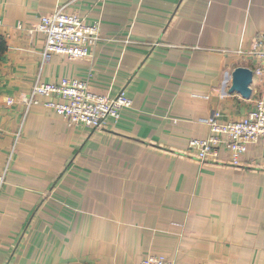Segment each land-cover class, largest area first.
<instances>
[{
  "label": "crops",
  "instance_id": "crops-1",
  "mask_svg": "<svg viewBox=\"0 0 264 264\" xmlns=\"http://www.w3.org/2000/svg\"><path fill=\"white\" fill-rule=\"evenodd\" d=\"M59 9L99 24L87 59L43 60L33 29ZM0 19V264H264V143L238 166L188 150L214 113L240 121L264 98V0H0ZM237 67L249 99L230 92ZM64 78L132 105L89 130L21 102Z\"/></svg>",
  "mask_w": 264,
  "mask_h": 264
},
{
  "label": "built area",
  "instance_id": "built-area-1",
  "mask_svg": "<svg viewBox=\"0 0 264 264\" xmlns=\"http://www.w3.org/2000/svg\"><path fill=\"white\" fill-rule=\"evenodd\" d=\"M3 24L0 19V30ZM20 28V27H18ZM44 37L43 60L52 54L65 56L68 60L87 59L91 49L99 41V24L86 25L77 15L67 14L59 9L42 17L34 26ZM255 55L260 66L254 74L264 84V36L255 41ZM37 99L48 100L43 106L51 108L69 127L82 126L89 130L101 129L108 119L117 121L123 109H128L132 101L119 92L109 98L92 93L88 82L64 78L56 83H37L30 95L22 98L27 105L38 104ZM15 100L6 98L4 104L11 106ZM219 114L214 113L205 120L209 134L205 139H190L188 150L195 153L200 162H217L219 147L230 153L232 165H239V158L251 144L264 143V98L257 100L246 117L235 122H218ZM4 174L0 173V189L4 184ZM141 264H175L163 256L149 255Z\"/></svg>",
  "mask_w": 264,
  "mask_h": 264
},
{
  "label": "water",
  "instance_id": "water-1",
  "mask_svg": "<svg viewBox=\"0 0 264 264\" xmlns=\"http://www.w3.org/2000/svg\"><path fill=\"white\" fill-rule=\"evenodd\" d=\"M253 83V72L244 67H237L231 75L230 92L239 94L244 99L251 96L250 86Z\"/></svg>",
  "mask_w": 264,
  "mask_h": 264
},
{
  "label": "trees",
  "instance_id": "trees-1",
  "mask_svg": "<svg viewBox=\"0 0 264 264\" xmlns=\"http://www.w3.org/2000/svg\"><path fill=\"white\" fill-rule=\"evenodd\" d=\"M6 51V42L2 36H0V58Z\"/></svg>",
  "mask_w": 264,
  "mask_h": 264
}]
</instances>
